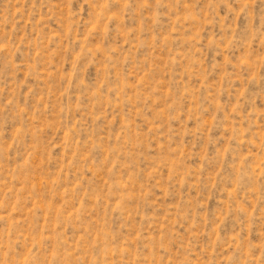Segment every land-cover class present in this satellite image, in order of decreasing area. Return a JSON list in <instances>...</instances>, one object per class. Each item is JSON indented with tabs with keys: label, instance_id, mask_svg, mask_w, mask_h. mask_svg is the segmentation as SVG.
<instances>
[{
	"label": "rangeland",
	"instance_id": "374dc122",
	"mask_svg": "<svg viewBox=\"0 0 264 264\" xmlns=\"http://www.w3.org/2000/svg\"><path fill=\"white\" fill-rule=\"evenodd\" d=\"M0 264H264V0H0Z\"/></svg>",
	"mask_w": 264,
	"mask_h": 264
}]
</instances>
